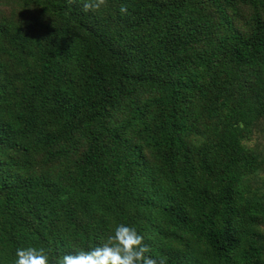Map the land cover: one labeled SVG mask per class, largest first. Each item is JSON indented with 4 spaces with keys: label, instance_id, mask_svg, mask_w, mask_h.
<instances>
[{
    "label": "trees",
    "instance_id": "obj_1",
    "mask_svg": "<svg viewBox=\"0 0 264 264\" xmlns=\"http://www.w3.org/2000/svg\"><path fill=\"white\" fill-rule=\"evenodd\" d=\"M119 223L264 264V0H0V264Z\"/></svg>",
    "mask_w": 264,
    "mask_h": 264
},
{
    "label": "clouds",
    "instance_id": "obj_2",
    "mask_svg": "<svg viewBox=\"0 0 264 264\" xmlns=\"http://www.w3.org/2000/svg\"><path fill=\"white\" fill-rule=\"evenodd\" d=\"M84 7L87 10L93 5L85 2ZM143 240L144 237L135 227L127 223H119L113 229L108 242L94 248L65 253L57 258L56 264H158L153 256L147 254L148 246ZM13 264H51V262L45 248L29 245L16 249ZM159 264H164L163 260Z\"/></svg>",
    "mask_w": 264,
    "mask_h": 264
}]
</instances>
